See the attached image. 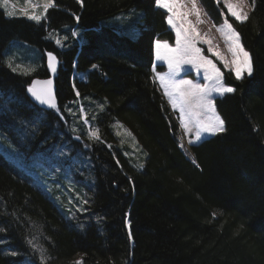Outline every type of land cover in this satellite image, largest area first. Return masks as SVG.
<instances>
[{"label":"trees","instance_id":"16d2710c","mask_svg":"<svg viewBox=\"0 0 264 264\" xmlns=\"http://www.w3.org/2000/svg\"><path fill=\"white\" fill-rule=\"evenodd\" d=\"M200 1L217 24L222 4ZM55 5L39 24L0 8V138L13 142L28 167L0 152V264H41L42 254L45 264H264V0H256L245 23L228 17L254 72L235 81L223 69L225 82L236 87L215 99L226 131L191 146L196 164L178 148L176 113L151 78L152 42L175 41L167 12L154 0ZM48 52L59 62L57 108L43 110L26 90L34 77L48 76ZM19 54L30 55L26 65L35 71H12L8 59ZM81 109L99 141L72 137H87ZM116 122L140 153L129 152ZM65 140L72 155L86 154L94 182L77 219L35 183V160Z\"/></svg>","mask_w":264,"mask_h":264},{"label":"snow or ice","instance_id":"6c2138e0","mask_svg":"<svg viewBox=\"0 0 264 264\" xmlns=\"http://www.w3.org/2000/svg\"><path fill=\"white\" fill-rule=\"evenodd\" d=\"M225 7L231 17L238 23H245L250 19V13L255 10L256 0H223ZM10 0H0V7L9 5ZM29 8L20 9V13L27 19L39 24L47 18L49 9L55 7V0H25ZM82 3V0H77ZM187 3L191 4L188 8ZM220 0H217L219 5ZM154 6L157 10L163 9L168 13L165 17L171 30L175 32V45H171L167 40L156 39L152 42V48L155 54V60L152 62L153 80L158 81L160 88L163 89V95L174 111H179L180 128L185 136L189 137V144L202 142L208 136H215L226 131L224 120L217 114L213 94L224 97L226 94L234 93L236 87L225 82L226 74L222 72L216 63L208 56L204 55L202 49L197 46L198 42L208 44V52L212 53L223 63L229 75H234L235 81H243L246 77L253 75L254 67L252 57L249 51L241 43L240 33L233 27L227 17L223 24L217 27V31L224 37L228 45V52L231 59H228L220 51L214 50L208 39H203L196 26L188 19L190 15L196 16V23H201V9L197 6V0H154ZM42 9V10H41ZM15 13L7 11L6 15L12 17ZM223 15V13H221ZM79 17H77V20ZM72 36H77L73 31ZM56 44H61L60 39H56ZM47 67L51 73L57 72L58 59L52 52L47 53ZM157 61H162L167 65L166 72L157 71ZM8 66L12 71H22L27 75L35 71V68H23L22 66L13 67L9 62ZM96 68L97 65H93ZM195 71L198 76L202 73L204 83L194 79L181 78L180 74L187 75L190 71ZM27 92L41 105H47L49 108L56 109L57 103L53 90V79L33 80L28 86ZM77 96L79 93L77 92ZM103 107V106H101ZM71 113V109H67ZM83 109L81 113L83 114ZM87 123V120H85ZM119 124V122H117ZM120 127H123L120 125ZM73 131H76L73 129ZM127 135L130 132L125 130ZM119 135V133H117ZM78 138V137H77ZM88 138L90 140H100L98 129H89ZM183 148V143L180 145ZM138 167H143L139 165ZM87 204L88 201L84 200ZM215 215V214H213ZM125 219V225H129ZM3 231V229H0ZM129 240H132V233L129 231ZM33 248L36 247L31 240L28 241ZM15 255L16 253H12ZM131 255V253H130ZM46 257L40 256L41 264H45ZM75 264H83L78 260ZM130 264V262H129Z\"/></svg>","mask_w":264,"mask_h":264},{"label":"rangeland","instance_id":"374dc122","mask_svg":"<svg viewBox=\"0 0 264 264\" xmlns=\"http://www.w3.org/2000/svg\"><path fill=\"white\" fill-rule=\"evenodd\" d=\"M215 1L217 3V0ZM33 2H36V0H33ZM249 3H251L250 0H249ZM220 4H222V6L224 7L223 8L224 11L220 9L223 15L221 14V20L217 24H215L212 21L207 11L204 9V6L202 5L200 0H197V6L199 9H201L200 19L202 22L197 24L195 15H190L188 19L196 26L201 37L203 39H208L211 42V46L213 47L214 50L220 51L228 59H231V55L228 52V45L225 43L224 37L221 35V33L217 31V27L223 24L225 17L227 18L229 17L232 19L234 18L231 17L230 14L228 13V10L224 5L223 0H220ZM186 6L190 8L191 4L187 3ZM0 8L3 10L5 15L7 11H13L15 13L13 16L24 17V18L26 17L20 13V9L29 8V10H31L30 6L25 3V0H10V3L7 6V8L5 7H0ZM164 11L166 12V10ZM60 39L61 41L63 40L62 37ZM22 45L24 47L26 46L24 43H22ZM171 45L174 46L175 41ZM197 46L202 49L204 55L208 56L209 59H211L214 63H216L217 67H219L221 71L225 69L223 63L220 62L216 58V56H214L212 53L208 52V47H209L208 44H205L203 42H198ZM154 60H155V54L153 51V61ZM9 62L12 64L13 67H16L19 65V66H22L23 68H29V66L26 64L32 63L30 55L25 56L21 54L16 55L15 57L13 56V58L11 59H8V63ZM157 65H158L156 69L157 71L159 72L167 71V65L164 64L162 61H157ZM34 68H36V66ZM225 70L228 71L227 69ZM73 76L83 81L86 78L85 73H82L76 70L73 72ZM153 76H154V73L152 71V65H151V78H152V81L154 82ZM180 77L186 78V79H194L200 83H204L202 79V73L200 76H198L194 70L188 72L187 75H185V73H181ZM154 83L157 85V87L159 88V91L163 95V89L160 88L159 82L155 81ZM163 98L165 100L166 105L169 107V109L172 112L176 113L175 118L177 119V117L179 116V111H174L171 108V105L168 103L167 98L164 95H163ZM216 98H219V96H216L215 94H213L214 103H215ZM81 115L85 122L86 119L84 116L85 115L84 112ZM85 124L88 128L86 138H84L83 135L80 136V134H75V132L72 133L73 138H76L78 139V141L83 142V143H87V139H89L88 138L89 129H93V127L89 125L88 121ZM177 124H178V129L176 132V140L178 142V148L185 155H186V152H184V150H187L188 151L187 153L189 154V156L188 155L186 156L189 157L190 159L191 158L193 159L190 148L194 144L188 143L189 137L184 135L183 130L180 128L178 119H177ZM115 127H116V133H119V135L118 134L117 135L120 138H122V141L130 142L129 152L134 155L140 153L139 151L140 148L136 144L135 140L132 138L131 135L129 136L126 134L125 130L127 129H124V127H120L119 124L117 125V122L115 124ZM127 132H129V130H127ZM209 137H212V136H208L205 139ZM69 142L70 141L65 140L61 144L56 143V144H53L47 147L48 153L46 155H41V157H39L40 159L35 160L34 164L36 165L37 172L34 171V174L38 178V181H36L35 183L41 189V191L47 196L52 197L56 201H62L66 203L69 208L68 217L77 219L80 216V214H82L86 210V204L83 203V201L87 200L88 189L91 188L94 182H92V179L89 173L90 162H89L88 157L80 149L77 152L74 151L75 153H73L74 155H72L73 146L71 147V145H69L70 144ZM181 143H183L184 145L183 148L180 146ZM80 145L82 147L84 146V144H80ZM107 146H109V144H107ZM16 150H17L16 147L14 146L13 142L10 139H7L6 141H2V139L0 138V152H3L10 160H12L17 165H19L21 168L27 171L28 167L27 165H25L27 163H23L21 161V156ZM61 173H63V175H61ZM80 187L81 189L83 188V192L82 190L78 189ZM84 196H86L85 199H84ZM34 237H35L34 242L35 241L38 242L37 241L38 238H36L38 237V235ZM35 245H36L35 249L38 250L39 253H41L42 252L41 246L38 245L37 243ZM12 253L17 254V252H11V254ZM20 264H33V262H31L28 259H24L21 261Z\"/></svg>","mask_w":264,"mask_h":264},{"label":"water","instance_id":"95a60500","mask_svg":"<svg viewBox=\"0 0 264 264\" xmlns=\"http://www.w3.org/2000/svg\"><path fill=\"white\" fill-rule=\"evenodd\" d=\"M47 60H48V58H47V54H46V65H47ZM57 66H58V65H57ZM47 71H48V76H47V77H44V78H42V77H34V78L31 80L30 85H31V83H32L33 80H41V81H43V80H47V79H49V78L53 79V90H54V95H55L56 103H57L56 85H55V76H56V73H55V74L51 73L50 70L48 69V67H47ZM30 85H29V86H30ZM26 95H27V97L29 98V100H30L33 104H35L37 107H39V108H41V109H43V110L51 109V108H49L47 105H41L38 101H36V100L31 96L30 93L27 92V90H26ZM186 158H187V157H186ZM187 159L190 160L193 164H196V161H195V158H194V157H193V159H189V158H187Z\"/></svg>","mask_w":264,"mask_h":264},{"label":"bare ground","instance_id":"6f19581e","mask_svg":"<svg viewBox=\"0 0 264 264\" xmlns=\"http://www.w3.org/2000/svg\"><path fill=\"white\" fill-rule=\"evenodd\" d=\"M188 149V148H187ZM184 152H186V155H188L189 156V154L187 153L188 151L187 150H184ZM185 157H187L185 154H183ZM193 156V155H192ZM191 157V156H190ZM187 158H189V157H187ZM190 159V158H189ZM192 159V158H191Z\"/></svg>","mask_w":264,"mask_h":264}]
</instances>
